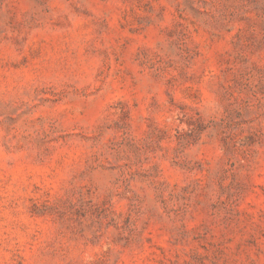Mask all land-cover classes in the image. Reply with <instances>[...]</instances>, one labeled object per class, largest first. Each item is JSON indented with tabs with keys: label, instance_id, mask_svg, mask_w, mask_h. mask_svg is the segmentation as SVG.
I'll list each match as a JSON object with an SVG mask.
<instances>
[{
	"label": "rangeland",
	"instance_id": "1",
	"mask_svg": "<svg viewBox=\"0 0 264 264\" xmlns=\"http://www.w3.org/2000/svg\"><path fill=\"white\" fill-rule=\"evenodd\" d=\"M0 264H264V0H0Z\"/></svg>",
	"mask_w": 264,
	"mask_h": 264
}]
</instances>
